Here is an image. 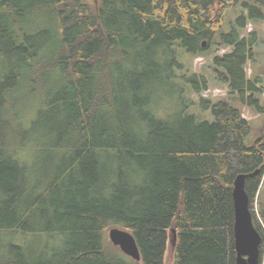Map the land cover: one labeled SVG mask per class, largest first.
Segmentation results:
<instances>
[{
	"label": "trees",
	"instance_id": "1",
	"mask_svg": "<svg viewBox=\"0 0 264 264\" xmlns=\"http://www.w3.org/2000/svg\"><path fill=\"white\" fill-rule=\"evenodd\" d=\"M240 2V27L264 18V0H0V264H164L170 229L174 264H237L234 182L258 171L246 189L262 233L253 204L264 141L248 146L241 108L203 97L208 77L178 69L184 54L219 43L232 48L213 58L221 81L233 93L262 91L245 70L258 33L224 31ZM165 87L180 108L160 116L154 96ZM192 93L214 121L190 112ZM44 102L63 115L49 130L59 134L52 160L36 178L3 149ZM250 103H259L253 92ZM116 226L132 232L142 263L109 239ZM9 229L61 243L4 244Z\"/></svg>",
	"mask_w": 264,
	"mask_h": 264
},
{
	"label": "rangeland",
	"instance_id": "2",
	"mask_svg": "<svg viewBox=\"0 0 264 264\" xmlns=\"http://www.w3.org/2000/svg\"><path fill=\"white\" fill-rule=\"evenodd\" d=\"M90 1L93 4H96L98 0ZM242 8V2H240L237 8L229 13L227 18L228 26L224 28V31L227 32L230 29V25H236L242 35L251 36L250 33L253 31L258 33L257 43L254 46L253 58L248 61L245 70L247 75L252 79L255 77L260 78L258 86L262 89L261 92L247 89L243 94L233 93L229 87V83L221 81L218 76L219 73L215 70V66L213 65V58L218 54L230 51L232 48L230 46L220 45L219 43L210 45L204 50L203 54H184L181 57V61L185 64V68L182 71L178 69V71L179 73L190 74L191 72H198L206 75L209 79L210 87L202 92L201 95L203 97L213 99L214 101L228 99L233 102L234 105L241 108L243 117L248 119L251 123V131L246 137V144L252 146L257 141H264V111L258 109L259 106L264 107V18L256 21L249 20L244 27H240L237 24V17L242 15ZM246 13L247 17H249V13ZM163 91L164 93L159 90L154 96V105L158 115L167 116L173 111L179 110L180 103L176 99L178 93H175L174 88L165 87ZM252 92L256 94L259 103H250ZM40 94L42 95L43 92ZM17 96L19 98H24L25 94H22L19 91ZM188 98L190 112L197 113L200 118L199 120L207 119L211 122L215 120L211 110H206L201 105L199 106V104L194 103V101L199 99L198 94H189ZM58 111V108L50 106L49 102L37 103L34 111H30L28 113L29 116L25 117L27 124L21 125L20 123H16L14 126V140L11 141H16V143H14L13 146L11 145L9 149H6L5 147L3 149L4 156L7 155V153L9 154L12 152L16 158L30 167L31 170H33L34 167L36 178L38 173H40V171L49 164L50 160H52L51 151H48L50 150L49 146L55 142V139H58L59 134L51 135L49 130L55 125L53 120H58L59 117L63 115L62 112ZM26 112L27 111H24V113ZM29 129H31V131L27 132ZM53 152L56 153V151ZM253 210L256 219L261 226V231L264 234V175L259 191L254 200ZM7 221H10L9 218H6V222ZM37 225L42 226L40 223H37ZM2 233L4 240H6L4 241V244L9 242L24 245H29V243L37 244L35 247L38 250L42 248V250H44V248L50 244H52V247L57 248L61 243L59 236H56L58 238H55L54 234L53 236H50V234L45 233L44 231H40V233H32L24 232V229H20L19 231L9 229L4 230V232L2 231ZM52 239L57 240L53 241ZM176 239V231L170 229L164 264H174ZM262 264H264V254Z\"/></svg>",
	"mask_w": 264,
	"mask_h": 264
},
{
	"label": "water",
	"instance_id": "3",
	"mask_svg": "<svg viewBox=\"0 0 264 264\" xmlns=\"http://www.w3.org/2000/svg\"><path fill=\"white\" fill-rule=\"evenodd\" d=\"M203 45H206V41L203 42ZM257 172L252 174L241 173L234 182V233L237 264H262L261 246L264 236L254 223L253 213L250 208V196L246 189L247 178ZM109 239L114 245L119 246L125 254L142 263V255L132 232L121 227H112L109 230Z\"/></svg>",
	"mask_w": 264,
	"mask_h": 264
}]
</instances>
